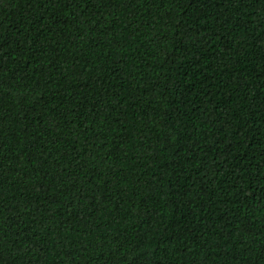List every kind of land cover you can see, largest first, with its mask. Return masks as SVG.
<instances>
[{
    "label": "trees",
    "instance_id": "16d2710c",
    "mask_svg": "<svg viewBox=\"0 0 264 264\" xmlns=\"http://www.w3.org/2000/svg\"><path fill=\"white\" fill-rule=\"evenodd\" d=\"M0 264H264V0H0Z\"/></svg>",
    "mask_w": 264,
    "mask_h": 264
}]
</instances>
